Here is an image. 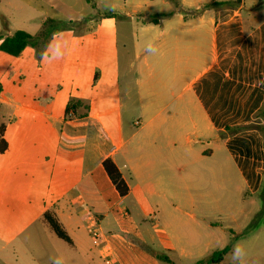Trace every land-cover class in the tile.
Instances as JSON below:
<instances>
[{"label": "crops", "instance_id": "obj_1", "mask_svg": "<svg viewBox=\"0 0 264 264\" xmlns=\"http://www.w3.org/2000/svg\"><path fill=\"white\" fill-rule=\"evenodd\" d=\"M56 1L69 9L94 0ZM222 1L231 0H121L112 12L98 15L92 38L65 35L64 50L107 60L110 84L126 87L127 99H135L144 116L134 123L133 135L157 138L155 149L117 145L114 135L122 140L123 124L117 117L114 131V122L95 113L100 106L95 99H64L55 107L39 99L17 103L2 96L0 82V107L12 109L9 121L0 123L7 144L0 153V264H162L149 250H163L154 248L153 236L151 244L145 242L123 205L126 196L108 180L105 158L128 187L125 175L143 177L145 191L171 219L187 215L193 229L216 232L223 247L230 230L243 231L263 207L264 141L255 129H230L264 123L254 117L264 102V0L204 7ZM37 2L0 0V33L8 22L6 6L19 9L16 4L47 21H62ZM148 15L162 17L144 22ZM76 16L81 22L83 16ZM103 78L101 70L93 75L96 82ZM70 101L81 106L66 121ZM45 212L70 243L54 234ZM153 224L165 232L157 219ZM94 226L101 231L97 242L88 232Z\"/></svg>", "mask_w": 264, "mask_h": 264}, {"label": "rangeland", "instance_id": "obj_2", "mask_svg": "<svg viewBox=\"0 0 264 264\" xmlns=\"http://www.w3.org/2000/svg\"><path fill=\"white\" fill-rule=\"evenodd\" d=\"M37 3L47 5V11L60 14L62 21L50 23L46 17L24 4H16L19 9L6 6L5 21L8 22L1 25L0 36L7 32L23 30L31 34L36 45H28L19 56L0 51L2 96L5 99H16L17 103H20L19 99H39L42 105H46L48 101L52 107L64 99H80L82 102L95 99L100 102L95 113L101 114V118L110 125L114 122V131L115 119L120 118L123 124L122 140L118 139L121 138L119 135L118 138L114 136L116 144L121 145L122 149L139 146L147 149L157 148L159 141L152 135H133L138 128L134 123L144 122V116L138 111L135 99H127L126 87L118 88L110 84L109 65L105 64L107 60L99 57V61H96L98 57L90 53L78 55L75 48L64 50L65 35H73L76 38L85 34L86 37L92 38L98 29L95 24L98 15L112 12L114 5L121 4V0H94L86 6H74L69 9L62 7L56 0H38ZM76 13L83 16L81 22L77 20ZM90 19L93 21L90 22ZM100 70L104 71V78L96 82L93 75ZM151 112H154L153 107ZM11 114L12 109L0 107V123L6 124ZM125 176L130 192L123 199V205L133 221L140 226L145 242L151 244L150 237L155 238L152 243L155 244L153 246L156 250H163L160 252L179 264H188L192 262L191 258H201L204 252L223 247L216 232L213 236L210 231L200 232L193 229L187 215L179 214V218L171 219L167 214L168 209L163 208L161 201L145 191L146 179ZM155 219L165 232L154 229ZM252 225L254 227L250 229ZM242 230L241 233H245L233 243L232 250L224 256L221 264H264V206L254 212ZM88 232L90 233L91 229ZM226 233L228 234V231ZM203 234L207 236L203 237ZM229 234H234V231L230 230ZM162 245L167 246L169 252L164 247L160 249ZM183 254L188 258H184Z\"/></svg>", "mask_w": 264, "mask_h": 264}, {"label": "trees", "instance_id": "obj_3", "mask_svg": "<svg viewBox=\"0 0 264 264\" xmlns=\"http://www.w3.org/2000/svg\"><path fill=\"white\" fill-rule=\"evenodd\" d=\"M239 1L240 0L216 2L205 5L204 7H209V6L229 7L235 5ZM161 17L162 15H148L144 18V22L157 23ZM48 22L51 23L52 21L49 20ZM0 40H1L0 51L12 56L20 55V53L28 45H36V41H34L33 37L29 33L23 30H16L11 35L0 38ZM0 91H1V85H0ZM70 106L73 107V109L79 108L81 106V103H79L78 101H74V102L70 101L68 103L67 109ZM85 108L87 109V107ZM254 117L260 118L264 122V102L261 108L255 113ZM247 129L257 130L262 135L264 141V123L263 124L251 123L248 125L237 126L230 130L233 133H237ZM6 148H7V144L3 138V126H0V153H3L6 150ZM101 165L108 180L110 181L111 185L114 187L118 195L121 198L127 196L129 193V187L125 182V180L123 179L115 163L110 158H105L101 162ZM259 195L264 206V180ZM43 219L49 225V227L52 229V231L58 238L70 243V238L68 237V235L65 233V231L62 229V227L54 217H52L48 212H45L43 215ZM253 227L254 225H252L250 229ZM244 233L238 235L232 234L227 245H225L221 249L214 250L205 259H201L197 261L196 264H221L224 256L231 251L233 242L236 241L238 238H240ZM149 252L159 261L166 262L168 264H174L163 253L154 252L152 250H149Z\"/></svg>", "mask_w": 264, "mask_h": 264}, {"label": "built area", "instance_id": "obj_4", "mask_svg": "<svg viewBox=\"0 0 264 264\" xmlns=\"http://www.w3.org/2000/svg\"><path fill=\"white\" fill-rule=\"evenodd\" d=\"M74 118H75V112L73 107L70 106L68 107V109H66L65 119L66 121H70L73 120ZM91 237L94 242H97L101 237V231L95 226L91 229ZM106 264H110V262L106 261Z\"/></svg>", "mask_w": 264, "mask_h": 264}]
</instances>
